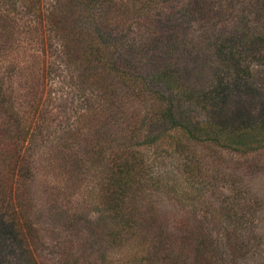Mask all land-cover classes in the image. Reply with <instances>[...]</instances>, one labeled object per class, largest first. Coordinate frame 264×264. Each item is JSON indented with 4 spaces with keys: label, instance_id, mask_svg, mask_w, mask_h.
<instances>
[{
    "label": "rangeland",
    "instance_id": "rangeland-1",
    "mask_svg": "<svg viewBox=\"0 0 264 264\" xmlns=\"http://www.w3.org/2000/svg\"><path fill=\"white\" fill-rule=\"evenodd\" d=\"M132 1L115 0L116 7L111 13H101L105 29L123 30L127 19H133L129 14ZM184 1L189 8L185 17L174 14L175 4L147 17L180 19L174 27H157L148 32L153 26L146 24L147 29L142 30L146 37L132 26L128 34L125 29L126 52L144 69L174 63L185 86L196 95L209 96L204 98V108L198 112L191 111L190 103L179 102L186 113L236 120L238 116L253 117L264 100V65L254 68L253 86L248 83L237 90L228 88L225 82L217 84L220 76L225 77L226 67L212 46L219 36L241 30L263 31L264 0ZM51 2L0 0V45L7 46L0 48V75L5 76L11 95L17 97L21 115L29 126V140L24 149L30 161L26 176H12L7 169H0V184L10 194L25 196L33 206L31 217L41 237L37 250L18 251L19 261L71 264L76 257L83 264H144L143 255L149 249L144 239H152L151 231L146 229L143 234L134 233L114 242L105 238V233L112 234L111 222L117 221L100 209L95 184L98 181L91 177L87 163L82 166L81 157L84 138L88 137L101 135L106 139L105 145L118 149L114 142L122 141L120 132L135 118L134 112L147 108V101L126 97L120 88L119 98L114 97L120 107L108 114L110 102L103 90L104 83L95 81L91 70L82 69L76 54L70 58L46 49L47 43L57 38L56 29L44 23ZM70 49H74L73 44ZM13 59L24 61L16 74L10 70L16 67L10 66ZM55 65H59V70ZM139 149L155 162L152 187L143 192L140 201L155 205L161 219L169 222L170 235H177L175 222L192 213L216 219L224 214L225 208L230 213L240 212L239 206L255 199L260 205L247 225L225 224V227L215 223L210 229L218 231L223 240L229 229L237 235L239 228L245 238L248 234L256 235L248 242L250 248L236 251L237 259L227 245L216 244L217 264H264V155L241 157L212 146L189 147L191 161L188 159L193 167L189 179V163L182 172L176 152L171 154L174 148L169 141ZM82 168L86 174L81 172ZM143 206L140 211L146 204ZM244 208L242 212L248 213ZM12 247L0 234V264H14ZM174 248L181 256L186 253L182 246ZM61 258L64 260L60 263ZM150 259L155 257L151 254Z\"/></svg>",
    "mask_w": 264,
    "mask_h": 264
},
{
    "label": "trees",
    "instance_id": "trees-1",
    "mask_svg": "<svg viewBox=\"0 0 264 264\" xmlns=\"http://www.w3.org/2000/svg\"><path fill=\"white\" fill-rule=\"evenodd\" d=\"M173 4L177 7L174 14L183 17L188 15L189 8L184 0H133L129 11L133 19H127L121 31L111 27L105 29L103 19H100L103 12L111 13L116 7L115 0H52L44 15V23L56 29L57 38L48 42L46 49L52 54H67L70 58L76 54L82 69L91 70L93 79L104 83L103 90L110 102L108 114L112 115L120 107L114 98H119L120 88L126 97L147 101V108L134 112L135 118L125 124V130L120 132L122 141L117 142L115 139L114 145L118 149L113 150L105 145L106 139L101 135L84 138L83 141L81 163L82 166L87 163L91 177L95 178V182L98 181L95 183L97 203L108 214V218L117 221L111 222L112 234L106 235L104 231L105 238L108 237L109 241L117 238L123 240L127 236L130 238L131 234H143L149 229L152 239H144L149 248L145 249L146 254L143 255L144 264H217L216 244L222 242L227 245L229 252L237 259V253L242 247L241 252H245L250 239L256 235L248 234L245 238L239 228L237 235L224 228L228 232L224 233L223 240L218 231L215 234L210 229L211 224L243 227L251 219L250 216L255 215L260 203L255 199L251 203L244 202L238 207L240 212L230 213L225 208L224 214L216 219L204 213H192L175 222L179 236L170 235L169 222L161 219L155 205L151 201H140L143 192L152 187L155 162L145 157L139 148L169 141L174 148L171 154L176 152L182 172L188 163L191 167L189 147L212 146L241 157L264 155V100L253 117L238 116L237 120L186 113L179 102L190 103L191 111L198 112L204 108V98L208 99L209 96L196 95L185 86L174 63H162L155 68L144 69L131 58L126 52L125 29L128 34L132 26L133 30L146 37L142 31L147 29L146 24L153 26L149 27L148 32L157 27H174L180 19H147L160 8ZM71 44L74 49H70ZM6 47V43L0 45L1 49ZM212 48L227 71L225 77L220 76L222 79L217 84L225 82L228 88L237 90L243 89L248 83L253 86L254 68L264 65V30L251 33L241 30L219 36L214 39ZM23 64L24 61L13 59L10 66L16 67L10 69L11 72L16 74V69ZM55 68L59 70V65H55ZM224 78H227L226 81ZM6 83L5 76L0 75V169H7V173L12 176H26L30 161L24 146L26 148L25 143L29 140V126H26L25 117L21 115L17 97L11 95ZM192 168L188 171L189 179L192 177ZM84 170L82 168L81 172L84 173ZM6 189L0 184V234L13 245L14 264H22L18 251L30 253L37 250L41 245V237L31 217L33 206L25 196L10 194ZM143 204L146 207L140 211ZM244 207L248 213L242 212ZM11 222L15 229L10 228ZM177 245L186 251L184 255L175 253L177 250L174 247ZM151 254L154 260L150 259ZM63 260L61 258L60 263ZM78 260L74 257L71 264H83Z\"/></svg>",
    "mask_w": 264,
    "mask_h": 264
}]
</instances>
